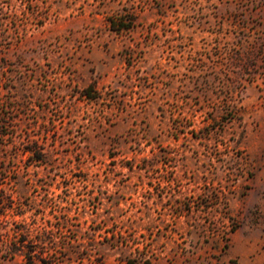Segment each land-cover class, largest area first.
<instances>
[{
    "label": "rangeland",
    "instance_id": "374dc122",
    "mask_svg": "<svg viewBox=\"0 0 264 264\" xmlns=\"http://www.w3.org/2000/svg\"><path fill=\"white\" fill-rule=\"evenodd\" d=\"M127 258L264 264V0H0V264Z\"/></svg>",
    "mask_w": 264,
    "mask_h": 264
},
{
    "label": "trees",
    "instance_id": "16d2710c",
    "mask_svg": "<svg viewBox=\"0 0 264 264\" xmlns=\"http://www.w3.org/2000/svg\"><path fill=\"white\" fill-rule=\"evenodd\" d=\"M109 23H110L109 25L111 29L117 32H121L123 30H128L133 26V19L128 18L126 17V15L122 14V15H119L116 20H112V19L109 20ZM90 90H91V86H87L86 88L82 90V93L85 96H88ZM220 249H221V253H225L227 250V245L224 244ZM123 264H151V262L147 259H144L142 261H137L133 258H127Z\"/></svg>",
    "mask_w": 264,
    "mask_h": 264
}]
</instances>
